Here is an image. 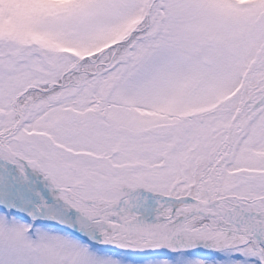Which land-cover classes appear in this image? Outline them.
Here are the masks:
<instances>
[{
  "label": "rangeland",
  "instance_id": "rangeland-1",
  "mask_svg": "<svg viewBox=\"0 0 264 264\" xmlns=\"http://www.w3.org/2000/svg\"><path fill=\"white\" fill-rule=\"evenodd\" d=\"M0 163V264H264L218 215L160 240L114 228L105 248L29 224L42 195L94 215L132 199L89 233L155 214L160 233L184 214L135 196L157 192L237 196L218 207L264 230V0H0Z\"/></svg>",
  "mask_w": 264,
  "mask_h": 264
},
{
  "label": "bare ground",
  "instance_id": "bare-ground-1",
  "mask_svg": "<svg viewBox=\"0 0 264 264\" xmlns=\"http://www.w3.org/2000/svg\"><path fill=\"white\" fill-rule=\"evenodd\" d=\"M233 142H234V138L231 137L228 141V146L229 147L232 146ZM14 167L17 168L16 166H14ZM217 171H218V169L214 172L215 177H217ZM5 175L8 177L7 179H9V176L7 174H5ZM44 188H45V186H43L42 191L44 190ZM41 197L44 201L48 200V198L43 196V195ZM53 203H55V202H53ZM46 204L48 205V207H50L51 210H53L55 213H57L60 216H62V215L65 216L66 214H68L69 219H68L67 223H69L71 225L78 226V227H82V228L87 225V220L84 217H79V216L75 215L74 210L68 204H65V203L57 204L56 203L54 205H49L48 202H46ZM167 205L171 208V213L176 212L177 209H182L184 216H186L188 213H190V211L192 209V206L189 205V203L181 204V203L168 202ZM66 206L70 210L69 213H67V211L64 208ZM112 207L113 206H108L107 210H103V212H107ZM194 212H196V214H198L199 216H214V215H217L219 213L218 210L212 208L211 206L200 208L198 210H195ZM162 214H165V213H162ZM166 214H168V213H166ZM241 217L242 216L236 211H233V214L231 216V218H233L234 220H238ZM157 218H158V215L155 214L154 216H152L151 219H157ZM248 219H249V222L247 221V223H245L246 225L247 224L249 225V227L247 225L248 230L251 232L253 231V232L257 233L259 236L264 238V230L257 225H254V224L251 225L252 219L251 218H248ZM137 227H139L138 222H131V223L128 222L125 224V226H122V227H118V226L112 227V226L108 225L107 226V232L100 237H96L95 239L96 240L101 239L103 241H107L110 238V236H108V235H110L113 232L114 228H115V230H119L122 233H124V235L129 236L132 233L138 231Z\"/></svg>",
  "mask_w": 264,
  "mask_h": 264
},
{
  "label": "water",
  "instance_id": "water-1",
  "mask_svg": "<svg viewBox=\"0 0 264 264\" xmlns=\"http://www.w3.org/2000/svg\"><path fill=\"white\" fill-rule=\"evenodd\" d=\"M193 202L195 203V206H194L192 212L190 213V215L194 214V213H195L194 211L197 210L199 207H204V206L212 205V203H208V202H206V203H202V202H196V201H194V200H193ZM181 221L184 222V221H185V218L182 219ZM173 226H174V224H169V225H167V226H166V227H167V230H172ZM143 228H144V226H143ZM68 229H69L73 234H75L76 236L80 237V231H79L78 229H73V228H70V227H69ZM144 229H146V228H144ZM167 234H168V231L165 232V234H163V235L153 236V237H154V238H163V237H165V235H167ZM150 236H152V235H150Z\"/></svg>",
  "mask_w": 264,
  "mask_h": 264
}]
</instances>
